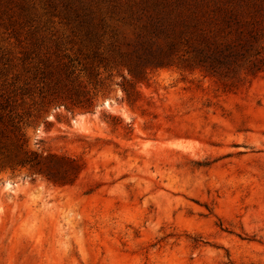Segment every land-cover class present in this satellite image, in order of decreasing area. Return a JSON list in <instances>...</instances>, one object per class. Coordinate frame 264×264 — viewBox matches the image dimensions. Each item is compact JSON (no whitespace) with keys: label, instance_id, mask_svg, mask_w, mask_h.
I'll return each mask as SVG.
<instances>
[{"label":"rangeland","instance_id":"obj_1","mask_svg":"<svg viewBox=\"0 0 264 264\" xmlns=\"http://www.w3.org/2000/svg\"><path fill=\"white\" fill-rule=\"evenodd\" d=\"M143 1L0 0V264H264V73L133 80Z\"/></svg>","mask_w":264,"mask_h":264},{"label":"trees","instance_id":"obj_2","mask_svg":"<svg viewBox=\"0 0 264 264\" xmlns=\"http://www.w3.org/2000/svg\"><path fill=\"white\" fill-rule=\"evenodd\" d=\"M137 13L134 41L118 52L133 80L171 67L235 83L264 73V0H144ZM28 163L53 183L72 184L82 170L54 155Z\"/></svg>","mask_w":264,"mask_h":264}]
</instances>
